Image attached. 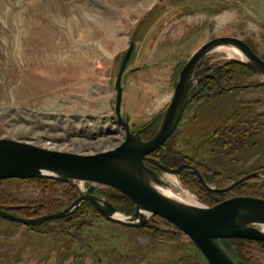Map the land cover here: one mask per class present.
Returning <instances> with one entry per match:
<instances>
[{
    "label": "rangeland",
    "instance_id": "obj_1",
    "mask_svg": "<svg viewBox=\"0 0 264 264\" xmlns=\"http://www.w3.org/2000/svg\"><path fill=\"white\" fill-rule=\"evenodd\" d=\"M220 36L240 38L264 58V0H0V139L77 154L119 146L126 132L115 113V83L132 41L135 50L122 79V115L137 130L150 125L144 139H151L172 99L176 72ZM230 55L226 48L211 52L202 61L203 72L241 63ZM239 73L233 82L226 81L225 71L220 77L225 87L240 88L222 90L212 80L193 87L165 144L167 154L159 152L170 167L183 162L199 167L213 188L264 170V128L246 146L215 145L235 129L264 122V78L243 69ZM154 169L173 196L187 190L204 206L237 196L264 198V177L214 196L190 169L177 175ZM66 183H1L7 199L0 207L25 218L60 213L93 185ZM94 194L125 216L136 211L135 203L129 205L114 188L96 184ZM235 241L225 243L242 264H264V244ZM0 264L209 262L187 235L155 216L143 228L125 227L87 202L39 227L0 218Z\"/></svg>",
    "mask_w": 264,
    "mask_h": 264
},
{
    "label": "water",
    "instance_id": "obj_2",
    "mask_svg": "<svg viewBox=\"0 0 264 264\" xmlns=\"http://www.w3.org/2000/svg\"><path fill=\"white\" fill-rule=\"evenodd\" d=\"M221 48L238 51L244 58L236 60L264 78V59L247 42L233 36L209 40L193 53L179 72L174 94L164 111L161 125L157 133L147 141L141 137L143 129L132 132L130 117L124 118L122 115V79L135 50L134 41L130 43L123 58L115 83V113L127 131L125 140L119 146L96 154H77L0 139V181L50 178L68 183L78 181L93 184L87 194H82L60 213L25 218L0 208V218L28 227H39L48 221L74 214L88 202L105 219L125 227L143 228L152 216H159L186 234L209 264H239L224 247L222 240L245 239L264 243V199L237 196L213 207L187 204L159 190L169 185L154 168L174 175L184 168L190 169L206 189L218 193L229 192L248 179L264 177V170L246 175L229 187L213 188L198 168L189 164L171 168L150 156L160 150L176 132L188 107L191 88L213 76L208 74L195 78V70L206 56ZM96 184L114 188L127 196L136 205L135 213L132 216L124 215L123 218L116 217L121 214L119 209L106 199L95 196Z\"/></svg>",
    "mask_w": 264,
    "mask_h": 264
},
{
    "label": "trees",
    "instance_id": "obj_3",
    "mask_svg": "<svg viewBox=\"0 0 264 264\" xmlns=\"http://www.w3.org/2000/svg\"><path fill=\"white\" fill-rule=\"evenodd\" d=\"M238 65H240V66H238ZM242 69L244 71H250V72H253L254 74H258L251 67L246 66V65H244L242 63H238V62L229 63V64L225 65L222 68V70L225 71V75L224 76L226 77V81H230V82H233L232 80L237 79L241 75L239 73V71L242 70ZM223 71H221V72L223 73ZM221 72H220V76H222ZM220 78H222V77H220ZM221 82H222V79H221ZM236 85H240V84H236ZM194 91H195V89H191L190 100L192 98V94H193ZM263 128H264V122L260 123V125H258V126L248 125L245 128H243V129H235L229 135L223 136L221 138V140L216 141L215 145H217L219 148H225L229 144H233L234 145L235 143L236 144L239 143V145L243 144L244 146H246V145H248V141H251L253 139L252 136L256 137L257 135L262 133ZM217 165H219V164H217ZM20 180H34V181H41V182H45V183H48V182L50 183V181H53V182H57V183L67 184L66 182H62V181H58V180H49V179H46V178H38V179H7V180L0 181V184L4 183V182H9V181H20ZM69 186L72 187L71 185H69ZM72 188L75 189L74 187H72ZM218 194H225V193H213V192H211L210 195H214V196L217 195L218 196ZM73 195H75V191L73 193H71L69 195V197L72 198ZM123 196L128 200L129 205H134V203L127 196H125V195H123ZM6 199H7V197H5L4 193L0 192V202L3 201V200L5 201ZM0 208L2 209V207H0ZM155 217L159 218L164 223H166V224H168L170 226H173L170 223H168L167 221H165L164 219H162L161 217H159V216H155ZM176 232L178 234L186 235L182 231H180L178 228H176ZM228 240H231V239L222 240L223 245L226 247L227 251L231 254V256L239 264H242L241 258L234 256L232 251L226 246L225 242L228 241ZM232 240H236L235 242H237L238 244H244V245H248V244H252V243L264 244L263 242L245 240V239H232Z\"/></svg>",
    "mask_w": 264,
    "mask_h": 264
},
{
    "label": "flooded vegetation",
    "instance_id": "obj_4",
    "mask_svg": "<svg viewBox=\"0 0 264 264\" xmlns=\"http://www.w3.org/2000/svg\"><path fill=\"white\" fill-rule=\"evenodd\" d=\"M263 58V57H262ZM264 59V58H263ZM203 65L204 64H200L199 66H198V68L195 70V72H194V77L195 78H200V77H202V76H205V75H208V74H212L213 76L212 77H209V78H207V79H204L203 80V82L205 81V80H212V81H214V82H216L219 86H220V88L222 89V90H228V89H232V88H237V87H239V85H236V84H234V85H231V87H225L223 84H222V82H221V78H220V72H221V70H222V68L223 67H214V68H211L208 72H206V73H204L203 72ZM202 83V81H200L198 84H196V85H194L193 87H198V85L199 84H201ZM192 87V88H193ZM149 126L150 125H146V126H144V127H142V128H140V129H143V131L141 132V136H142V138H143V140L144 141H147V140H149V139H147V140H145L144 139V136H145V134H146V132H147V130H148V128H149ZM124 129V128H123ZM139 129V130H140ZM125 130V129H124ZM130 130L132 131V132H134V131H136L137 129L134 127V126H130ZM125 132H126V134H127V131L125 130ZM167 143V142H166ZM165 143V144H166ZM161 150H164V153H163V155L165 156L166 154H167V150H166V146L164 145L160 150H158V151H156L155 153H153V154H151L150 156L151 157H154V158H156V159H159L165 166H168V167H170L166 162H165V160L161 157V155L159 154V152H161ZM184 164H188V163H179L177 166H176V164H175V166L174 167H171V168H178V167H180L181 165H184ZM189 165H192V164H189ZM193 166V165H192ZM196 168H197V166H196ZM199 168V167H198ZM188 170L187 168H184V169H182V170H180V172L178 173V174H180L183 170ZM155 170V169H154ZM199 170H200V172L202 173V175L204 176V178L206 179V177H205V175H204V173H203V171L199 168ZM156 171H157V169H156ZM174 175V174H173ZM198 177V176H197ZM202 183V182H201ZM210 192H212V191H210ZM213 193H218V192H213ZM140 229V228H139Z\"/></svg>",
    "mask_w": 264,
    "mask_h": 264
},
{
    "label": "bare ground",
    "instance_id": "obj_5",
    "mask_svg": "<svg viewBox=\"0 0 264 264\" xmlns=\"http://www.w3.org/2000/svg\"><path fill=\"white\" fill-rule=\"evenodd\" d=\"M231 57H236V58H239V59H243L244 57H243V55L242 54H240L238 51H236L235 49L233 50V51H231V55H230ZM116 148V147H115ZM114 149V148H113ZM159 189V188H158ZM160 191H162V192H164L166 195H168V196H170V197H172V198H174V199H176L177 198V200H179V201H182V202H184V203H187V204H191V205H201V203L199 202V200L197 199V197L196 196H194L191 192H189V191H187V190H185V192L183 193V195L181 194V196L180 195H178V196H174L173 197V195H172V192H171V190H170V188H168V189H159ZM183 192V191H182ZM116 217H118V218H123L124 217V215H122V214H118Z\"/></svg>",
    "mask_w": 264,
    "mask_h": 264
},
{
    "label": "crops",
    "instance_id": "obj_6",
    "mask_svg": "<svg viewBox=\"0 0 264 264\" xmlns=\"http://www.w3.org/2000/svg\"><path fill=\"white\" fill-rule=\"evenodd\" d=\"M257 53H259V52H257ZM180 71H181V70H180ZM180 71H179V72H180ZM179 72H176V75H177V73H178V75H177V80H178ZM176 83H177V81H176ZM173 94H174V93H173ZM173 94H172V95H173Z\"/></svg>",
    "mask_w": 264,
    "mask_h": 264
}]
</instances>
